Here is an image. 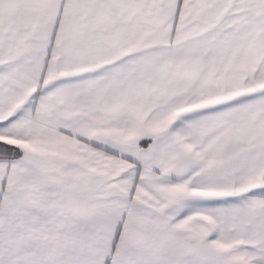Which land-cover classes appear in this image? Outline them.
<instances>
[{"label":"snow or ice","instance_id":"snow-or-ice-1","mask_svg":"<svg viewBox=\"0 0 264 264\" xmlns=\"http://www.w3.org/2000/svg\"><path fill=\"white\" fill-rule=\"evenodd\" d=\"M0 264H264V0H0Z\"/></svg>","mask_w":264,"mask_h":264}]
</instances>
